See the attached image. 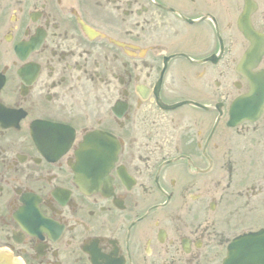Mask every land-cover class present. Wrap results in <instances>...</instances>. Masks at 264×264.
I'll list each match as a JSON object with an SVG mask.
<instances>
[{"label":"flooded vegetation","instance_id":"flooded-vegetation-1","mask_svg":"<svg viewBox=\"0 0 264 264\" xmlns=\"http://www.w3.org/2000/svg\"><path fill=\"white\" fill-rule=\"evenodd\" d=\"M244 26L264 0H0V264H223L264 229Z\"/></svg>","mask_w":264,"mask_h":264},{"label":"water","instance_id":"water-1","mask_svg":"<svg viewBox=\"0 0 264 264\" xmlns=\"http://www.w3.org/2000/svg\"><path fill=\"white\" fill-rule=\"evenodd\" d=\"M245 240H247L249 243H253V241L255 240L254 237L252 236H249V237H246L244 238ZM244 239H241V240H237L233 246L230 247V252L228 253L229 254V260L230 262H238L239 264V260L241 259V257H243L245 259V264H248V259H250L249 263L251 264H255L254 262L257 260V259H254L252 256L255 255L254 252H251L252 256L251 255H248V254H244L243 256H241V253H239V250H238V245L240 244L239 242H241L242 240ZM260 257L261 258V261L260 263L258 264H264V254H262Z\"/></svg>","mask_w":264,"mask_h":264}]
</instances>
